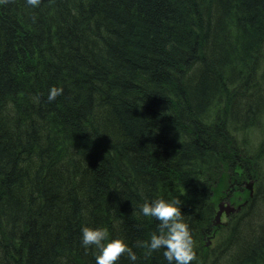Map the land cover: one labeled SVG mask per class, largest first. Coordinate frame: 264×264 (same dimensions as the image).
Wrapping results in <instances>:
<instances>
[{"label":"trees","instance_id":"16d2710c","mask_svg":"<svg viewBox=\"0 0 264 264\" xmlns=\"http://www.w3.org/2000/svg\"><path fill=\"white\" fill-rule=\"evenodd\" d=\"M263 62L264 0L0 2V264H96L83 225L168 264L138 246L159 223L139 206L161 196L182 201L191 264H264L257 190L203 244L223 166L230 193L259 179L264 138L237 133L264 116Z\"/></svg>","mask_w":264,"mask_h":264},{"label":"clouds","instance_id":"9594fccd","mask_svg":"<svg viewBox=\"0 0 264 264\" xmlns=\"http://www.w3.org/2000/svg\"><path fill=\"white\" fill-rule=\"evenodd\" d=\"M27 3L36 7L40 0H27ZM63 91L62 86H51L47 100H55ZM33 102L39 103L40 96H34ZM139 212L144 217L155 218L159 223L157 230L150 234L149 239L139 242L138 246H146L153 252L163 250V256L168 264H191L196 259L194 237L182 211L180 197L161 196L152 200L145 199L139 206ZM81 243L86 249L91 248L94 251L96 264H116L125 253L132 264L138 259L125 238L113 237L106 227L83 225Z\"/></svg>","mask_w":264,"mask_h":264},{"label":"rangeland","instance_id":"374dc122","mask_svg":"<svg viewBox=\"0 0 264 264\" xmlns=\"http://www.w3.org/2000/svg\"><path fill=\"white\" fill-rule=\"evenodd\" d=\"M261 69H259V73H258V80L264 81V62L263 65L260 67ZM246 131V132H245ZM243 132V134H242ZM242 132H238L237 133V137L239 138L241 144L243 145L245 142V145H250L251 147H253L252 143L255 144L261 140H263L264 138V116L263 118L258 122V124L256 126H253L252 128H247ZM243 142V143H242ZM254 150H250V152L252 153ZM254 154V153H252ZM262 156V155H261ZM255 161H259V159L256 157L254 158ZM260 172L258 173L259 175V179L258 182H256V178L254 183L252 184V192L253 194L255 192L258 191V194L260 195L259 198L256 200L255 204L260 203L261 202V198H264V158L263 156L260 158ZM238 172L241 173L240 169H237ZM229 171H227V165L223 166V170L221 172V176H222V184L225 187H221L222 190V195H224V199L226 201H221V202H217L216 203V210L218 209V204L222 203L223 206L228 205V203L233 204L235 207L236 206H242L244 205V201L247 198V196L249 195V187H246L245 184H243V188H235L233 189V192L230 193L228 190L229 186V180L227 178V173ZM227 178V179H226ZM258 178V176H257ZM251 179H246V181L244 183H249ZM257 190V191H256ZM230 194V196H228ZM257 194V193H256ZM262 198V199H263ZM247 201V200H246ZM244 202V203H243ZM243 203V204H242ZM239 209V207H238ZM237 209V211H238ZM230 215L231 213L226 214V209L222 210V213L220 215V223L219 225H217L214 229V232H212L210 236V238H206L205 242L203 243L204 246L206 245V250L207 249H212L215 248L217 245H219L222 240H224V237L226 236V228L225 225L228 223L229 219H230Z\"/></svg>","mask_w":264,"mask_h":264},{"label":"water","instance_id":"95a60500","mask_svg":"<svg viewBox=\"0 0 264 264\" xmlns=\"http://www.w3.org/2000/svg\"><path fill=\"white\" fill-rule=\"evenodd\" d=\"M248 187L250 188V190H252V188H251L252 186L250 184L248 185ZM250 194H252V191L250 192ZM238 207L240 208V206H236L235 207V206H233V205H231L229 203L226 206H223L222 203L218 204V209L216 210V213H215V216H214V221H213L214 224L215 225H219V223H220V215H221L223 209H226V214H228L230 212H233V211L237 210Z\"/></svg>","mask_w":264,"mask_h":264},{"label":"bare ground","instance_id":"6f19581e","mask_svg":"<svg viewBox=\"0 0 264 264\" xmlns=\"http://www.w3.org/2000/svg\"><path fill=\"white\" fill-rule=\"evenodd\" d=\"M250 182H252V183H247V185H246V183H245V186L248 187L249 184L252 186V184L254 183L253 180H250ZM251 191H252V190H251ZM251 191H250V192H251ZM250 192H249V195L251 196V195L253 194V192H252V194H250ZM222 198H223V197H222ZM222 198H221V199H222ZM221 199H220V200H221ZM221 201H223V200H221ZM244 202L246 203V201H244ZM244 202H243V203H244ZM243 203H242V204H243ZM245 203H244V204H245ZM230 204H231V203H230ZM231 205H233V204H231ZM233 206H234V205H233ZM240 208H241V206H240ZM240 208H239V209H240ZM239 209H238V210H239ZM235 211H237V210H235ZM235 211H233V212H235ZM233 212H230V213L232 214ZM215 213H216V212H215ZM214 216H215V215H214ZM213 221H214V219H213ZM213 224H214V222H213Z\"/></svg>","mask_w":264,"mask_h":264},{"label":"flooded vegetation","instance_id":"af4514ba","mask_svg":"<svg viewBox=\"0 0 264 264\" xmlns=\"http://www.w3.org/2000/svg\"><path fill=\"white\" fill-rule=\"evenodd\" d=\"M221 200L226 201L224 198H222Z\"/></svg>","mask_w":264,"mask_h":264}]
</instances>
